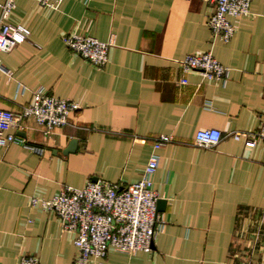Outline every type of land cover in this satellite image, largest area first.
Listing matches in <instances>:
<instances>
[{
    "label": "crops",
    "instance_id": "0c3cea01",
    "mask_svg": "<svg viewBox=\"0 0 264 264\" xmlns=\"http://www.w3.org/2000/svg\"><path fill=\"white\" fill-rule=\"evenodd\" d=\"M212 10L205 0H65L57 11L15 0L9 21L30 36L0 53V110L18 113L38 88L79 110L48 137L28 119L13 130L22 142L0 147V264H73L74 234L30 199L94 179L128 186L152 153L164 231L150 252L110 250L89 264H264L263 151L242 136L264 115V0L232 20L227 44L206 25ZM70 33L113 41L103 69L66 48ZM203 53L229 70L225 82L183 72L184 57ZM204 129L221 132L216 147L195 145ZM161 136L171 141L154 151Z\"/></svg>",
    "mask_w": 264,
    "mask_h": 264
},
{
    "label": "built area",
    "instance_id": "2783aa9c",
    "mask_svg": "<svg viewBox=\"0 0 264 264\" xmlns=\"http://www.w3.org/2000/svg\"><path fill=\"white\" fill-rule=\"evenodd\" d=\"M32 1L43 9L57 11L65 0ZM205 1L213 7L206 23L208 29L216 40L227 44L235 33L232 20L250 15L254 0ZM14 9L15 0L0 3V53L11 51L30 36L27 28L9 21ZM62 41L67 49L98 70L105 67L113 45L112 40L101 42L76 33L65 35ZM179 64L184 73L195 72L208 81L225 82L228 77L229 70L211 53L187 55ZM180 84L185 85L186 80L182 79ZM78 110L77 103L59 99L38 88L32 92L30 103L21 106L18 113L0 110V147L22 142L13 130H23V122L28 119L41 128L44 137H48L55 129L67 126L70 115ZM242 136L246 147L260 146L264 162V115L256 132ZM221 140L220 131L204 129L197 131L194 143L199 148L212 149ZM170 141L168 136L159 137L154 142V151ZM27 148L37 155L44 152L34 146ZM158 164V155L152 153L141 178L128 186L97 179L82 188L62 187L47 200L32 197L30 205L53 212L63 229L74 234L76 254L73 264L101 261L110 250L129 256L150 252L155 237L164 231L166 225L163 216L156 212L158 195L153 189V176ZM15 264L40 263L35 256H21Z\"/></svg>",
    "mask_w": 264,
    "mask_h": 264
},
{
    "label": "water",
    "instance_id": "95a60500",
    "mask_svg": "<svg viewBox=\"0 0 264 264\" xmlns=\"http://www.w3.org/2000/svg\"><path fill=\"white\" fill-rule=\"evenodd\" d=\"M74 149H76V141H71L68 148L66 149V151L63 152L64 155H67L69 153H73ZM96 179L93 180V182H95ZM164 204L165 201L163 200H158L157 201V206H156V212L157 213H162L164 211Z\"/></svg>",
    "mask_w": 264,
    "mask_h": 264
}]
</instances>
